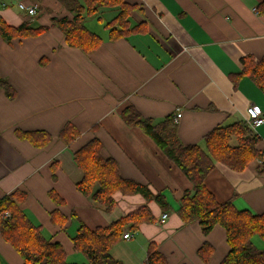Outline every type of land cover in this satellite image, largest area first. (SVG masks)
Segmentation results:
<instances>
[{
    "label": "crops",
    "instance_id": "crops-1",
    "mask_svg": "<svg viewBox=\"0 0 264 264\" xmlns=\"http://www.w3.org/2000/svg\"><path fill=\"white\" fill-rule=\"evenodd\" d=\"M126 1L134 5L127 18L134 30L109 40L105 24L118 8L101 7L90 17L95 22L89 30L102 43L86 54L67 46L62 31L52 25L53 17L72 16L59 0H0V17L7 24L46 28L11 42L0 37V76L15 91L9 99L0 89V198L20 191L19 206L43 236L63 247L66 260L80 262L68 263H86L72 242L80 222L92 229L107 226L145 205L153 220L124 227L123 234L131 237L112 245L114 260L145 264L153 243L167 264H220L229 250L225 230L217 224L204 235L196 220L182 221L176 210L192 183L150 136L124 122L121 110L131 106L155 124L166 117L174 122L179 110V141L204 150L206 135L245 121L248 106L264 114V91L248 76L237 77L242 58L257 62L264 55V0ZM19 2L36 3L37 14L28 17ZM65 123L79 131L69 145L58 138ZM252 129L261 157L239 171L215 161L205 185L218 201L258 214L264 210V123ZM94 137L121 177L161 194L167 206L139 193L116 192L115 205L106 210L82 194L76 188L82 171L73 153ZM203 244L211 248L207 260L198 255ZM0 264H23L1 233Z\"/></svg>",
    "mask_w": 264,
    "mask_h": 264
},
{
    "label": "trees",
    "instance_id": "trees-1",
    "mask_svg": "<svg viewBox=\"0 0 264 264\" xmlns=\"http://www.w3.org/2000/svg\"><path fill=\"white\" fill-rule=\"evenodd\" d=\"M59 1L72 16L53 18L52 25L62 31L67 46L78 48L86 54L95 51L102 43L101 37L85 25L86 18L97 16L101 7L118 8L116 17L105 24L109 28V40L119 39L134 30L129 28L127 21L134 5L126 0ZM45 29L33 28L29 22L11 26L0 17V37L7 42L36 36ZM241 65L242 70L237 77L248 76L264 91V55L257 62L246 56L241 59ZM0 89H3L7 98L15 97V91L1 76ZM121 117L126 124L137 126L150 136L192 183L191 190L184 192L176 210L182 221L196 220L204 235L217 224L223 227L229 250L220 264H264V210L258 214L237 210L230 201H218L205 185V177L215 161L239 171L252 159L261 157L255 147L259 137L253 129L245 121L216 127L206 135L207 146L204 150L199 144L183 145L179 141L175 117L174 122L172 117H166L155 124L143 118L131 106L121 110ZM78 135L79 131L71 123H65L58 138L69 145ZM232 138L236 139V143H231ZM101 147L100 140L94 137L73 153V160L82 171V178L76 183V188L82 194L91 196L95 203L106 210L115 205L113 195L116 192L123 195L139 193L146 200H154L163 208L167 206L161 194H153L146 186L121 177L117 163L112 158H104ZM49 195L53 200L62 202L54 193L50 192ZM22 198L20 191L0 198V233L14 247L23 264H76L67 262L65 251L58 242L43 236L41 227L32 222L19 206ZM152 220L149 209L143 205L107 226L92 229L80 222L72 238L73 247L86 258V263L83 264H121L112 258L110 248L120 237L123 238L124 227L131 223L136 228L139 223ZM253 236L261 240L262 246L252 239ZM210 254L211 248L207 244L198 249V255L202 259L207 260ZM145 264H167L165 256L153 243L148 246Z\"/></svg>",
    "mask_w": 264,
    "mask_h": 264
},
{
    "label": "built area",
    "instance_id": "built-area-1",
    "mask_svg": "<svg viewBox=\"0 0 264 264\" xmlns=\"http://www.w3.org/2000/svg\"><path fill=\"white\" fill-rule=\"evenodd\" d=\"M17 7L20 11L25 13L28 17L32 18L37 14V4L32 2L30 4H26L24 2H19L17 4ZM175 118H179L181 116V112L177 110L175 112ZM245 122L248 126L251 128H255L259 125H262L264 123V114L254 105H250L246 108V119ZM167 218V214L164 213L160 216L159 222L163 223L165 219ZM124 239L130 238V235L128 233H125L123 235Z\"/></svg>",
    "mask_w": 264,
    "mask_h": 264
},
{
    "label": "rangeland",
    "instance_id": "rangeland-1",
    "mask_svg": "<svg viewBox=\"0 0 264 264\" xmlns=\"http://www.w3.org/2000/svg\"><path fill=\"white\" fill-rule=\"evenodd\" d=\"M53 18H56V17H53ZM53 18H51V22H52V19ZM93 20H94V22H95V19L94 18H90V17H88V18H86V22H85V24H86V27H88V29H90L89 27H90V25H91V22H93ZM100 24H102V23H100ZM103 24H105L104 22H103ZM104 28V27H103ZM105 29V28H104ZM97 31V33H101V31L102 30H96ZM253 240L255 239V241H257V242H259V238L257 237V236H253V238H252ZM79 256H81L80 254H79ZM82 257V256H81ZM67 261H69V262H78L79 260H74V259H72V258H68V260ZM81 261V260H80ZM82 261H84V260H82ZM78 263H80V262H78Z\"/></svg>",
    "mask_w": 264,
    "mask_h": 264
},
{
    "label": "bare ground",
    "instance_id": "bare-ground-1",
    "mask_svg": "<svg viewBox=\"0 0 264 264\" xmlns=\"http://www.w3.org/2000/svg\"><path fill=\"white\" fill-rule=\"evenodd\" d=\"M258 108V107H257ZM259 109V108H258ZM261 111V110H260ZM181 112V111H180ZM175 117V116H174ZM177 119H179V118H175V121L177 120Z\"/></svg>",
    "mask_w": 264,
    "mask_h": 264
}]
</instances>
